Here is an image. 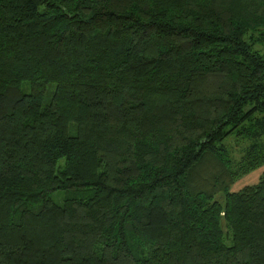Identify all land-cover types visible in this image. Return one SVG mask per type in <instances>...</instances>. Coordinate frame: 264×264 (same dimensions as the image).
<instances>
[{"label":"trees","instance_id":"1","mask_svg":"<svg viewBox=\"0 0 264 264\" xmlns=\"http://www.w3.org/2000/svg\"><path fill=\"white\" fill-rule=\"evenodd\" d=\"M263 166L264 0H0V264H264Z\"/></svg>","mask_w":264,"mask_h":264},{"label":"rangeland","instance_id":"2","mask_svg":"<svg viewBox=\"0 0 264 264\" xmlns=\"http://www.w3.org/2000/svg\"><path fill=\"white\" fill-rule=\"evenodd\" d=\"M21 90L23 93L28 94L30 92V87L29 85L25 84L22 85ZM264 171V166L261 167L260 169H257L250 174L241 177L238 179L233 186L231 187L230 191L231 192H237L240 189H242L244 186L252 185L255 184L259 177L261 176L262 172ZM52 200L54 203L61 204L63 199L65 198V193L63 192H55L52 194ZM216 200H222V195H218L216 197Z\"/></svg>","mask_w":264,"mask_h":264}]
</instances>
